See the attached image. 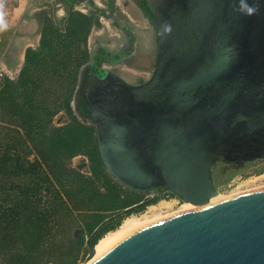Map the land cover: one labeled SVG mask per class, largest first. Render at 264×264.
<instances>
[{
	"label": "water",
	"instance_id": "1",
	"mask_svg": "<svg viewBox=\"0 0 264 264\" xmlns=\"http://www.w3.org/2000/svg\"><path fill=\"white\" fill-rule=\"evenodd\" d=\"M222 1L230 18L219 30L235 38L229 48L200 66L158 70L139 86L117 79L98 110L86 105L104 170L123 189L151 196L148 202L170 194L203 204L218 194V165L264 160V0H247L258 9L251 15L239 0ZM142 204L93 230L84 264H264V188L131 227L95 254L89 241L96 233Z\"/></svg>",
	"mask_w": 264,
	"mask_h": 264
},
{
	"label": "trees",
	"instance_id": "2",
	"mask_svg": "<svg viewBox=\"0 0 264 264\" xmlns=\"http://www.w3.org/2000/svg\"><path fill=\"white\" fill-rule=\"evenodd\" d=\"M52 29L46 28L36 49L25 51L17 79L6 78L0 89V113L6 115L5 123L0 120V175L28 180L17 186L12 199L7 195L0 207V255H8L3 259L7 264H40L38 259L44 264H75L86 237L103 220L139 203L141 197L121 193L120 189H126L108 176L99 160L92 128L71 116L70 84L82 55L78 57L74 45L63 43ZM60 111L69 115V122L51 126ZM0 118L4 120L3 115ZM30 155L35 156L33 161ZM79 155L88 160L89 176L69 167ZM144 207L125 215L140 213ZM73 211L85 217L83 227L63 254L50 258L55 252L52 233ZM121 220L104 225L89 246H95Z\"/></svg>",
	"mask_w": 264,
	"mask_h": 264
},
{
	"label": "flooded vegetation",
	"instance_id": "3",
	"mask_svg": "<svg viewBox=\"0 0 264 264\" xmlns=\"http://www.w3.org/2000/svg\"><path fill=\"white\" fill-rule=\"evenodd\" d=\"M223 2L212 0L207 7L206 0L45 1L44 9L36 14L41 29L39 41L46 28L52 26L63 43L71 42L75 54L82 55V63L70 84L71 116L91 127L94 136L90 123L95 116L87 111L86 105L98 110L100 100L115 94L117 79L129 86H139L158 70L184 63L200 66L215 50L225 44L229 48L234 34L226 28L219 30L230 18ZM59 115L65 117V124L69 122L66 112L60 111L55 117ZM87 161L86 158L78 167L88 166L89 170ZM237 169L218 165L214 178L222 179ZM150 197L141 196L142 205L146 207L167 198L180 201L170 194L148 202Z\"/></svg>",
	"mask_w": 264,
	"mask_h": 264
},
{
	"label": "rangeland",
	"instance_id": "4",
	"mask_svg": "<svg viewBox=\"0 0 264 264\" xmlns=\"http://www.w3.org/2000/svg\"><path fill=\"white\" fill-rule=\"evenodd\" d=\"M35 25H32V28ZM21 42L27 43V40L23 39ZM13 76L14 75H12V77ZM2 115L4 116V120L2 118H0V120L5 123L6 115L0 113V117ZM63 117L57 116L56 118L54 116L51 120V126L57 127V126L64 125ZM34 159H35L34 155L29 156L30 161H33ZM85 159L86 157L82 155L76 156L73 159H71L69 167L76 170V168L80 166L82 162H85ZM86 163L88 165V161ZM79 172L83 175L89 176L88 166L79 170ZM27 181L28 180H24L23 182L22 179L20 181L16 179L13 175L9 177L0 175V207L3 206L2 200L6 198L7 195L11 197L10 199H12L13 198L12 195L16 192L17 186L21 184H27ZM38 183H39V186H42L40 188L41 189L40 194L42 197H44L45 196L44 194L46 193V191L44 190V186L41 181H39ZM215 185L217 186L216 191L218 195L220 194L222 196L223 195L228 196L229 194H232V193L243 192L246 190H251L253 188L264 187V160L248 164L243 168L237 169L236 171L235 170L229 171L228 173L225 174L224 178L222 179L215 177ZM120 190L122 194L123 192H125V195L126 194L128 195L131 193L128 190H122V189ZM183 204L184 203L177 201L176 199H173V198L160 199L155 204L146 206L143 209V211H141L140 213L130 214L127 216L124 214L123 216H121L122 220L120 221V224L118 225V227H116L114 230H111L103 234V236L98 240L97 244L99 243L101 239L106 238L110 234H113L114 232H116V230L117 231L120 230V227L121 226L123 227L127 222H132L133 220H135V222H138L139 220H140L139 222H143L147 218L151 219L155 216H165L166 214H170L172 212L177 211ZM84 218L85 217H83V215H78L75 211H73L72 214L68 215L67 218H64V221L61 223L62 227H60V229L52 233L53 236L51 237L52 239L51 248L55 252L51 253L50 258L54 259L55 257H58L60 254H63V252H65L66 246H68L70 240L72 238H75L79 232V229L83 227L82 224H83ZM87 238L88 237H86V239ZM95 246H93L92 248H95ZM88 255H89V252H88L87 246L85 245V247H83L76 254L77 259H76L75 264H84ZM7 257H8L7 254L0 255V264H7L3 261V259ZM39 260H42L40 264H44L43 259H38V261Z\"/></svg>",
	"mask_w": 264,
	"mask_h": 264
},
{
	"label": "crops",
	"instance_id": "5",
	"mask_svg": "<svg viewBox=\"0 0 264 264\" xmlns=\"http://www.w3.org/2000/svg\"><path fill=\"white\" fill-rule=\"evenodd\" d=\"M45 1L50 0H0V66L7 72L4 80L15 81L23 66L25 51L39 46L41 29L36 23V14L44 9ZM32 25L35 26L32 28ZM23 39L27 43L21 42Z\"/></svg>",
	"mask_w": 264,
	"mask_h": 264
},
{
	"label": "bare ground",
	"instance_id": "6",
	"mask_svg": "<svg viewBox=\"0 0 264 264\" xmlns=\"http://www.w3.org/2000/svg\"><path fill=\"white\" fill-rule=\"evenodd\" d=\"M57 118V117H56ZM264 187H258V188H253L251 190H246V191H243V192H237V193H232V194H229L228 196H222V195H216L214 197H212L210 200H208L207 202L203 203V204H195V205H192V204H189V203H184L177 211L175 212H172L170 214H173V213H176V212H181V211H185V210H190V209H195V208H199V207H203V206H206V205H209V204H212V203H215V202H218V201H221V200H224V199H227V198H230V197H233V196H236V195H239V194H242V193H245V192H249V191H253V190H257V189H262ZM170 214H166L165 216L167 215H170ZM165 216H155L151 219H146L144 220L143 222H135V220H133L132 222H127L122 228L120 227V230H116V232H114L113 234H110L108 235L106 238H103L99 241V243L95 246L94 248V251H95V254H97V252L106 244L108 243L110 240H112L115 236H117L118 234H120L121 232H123L124 230H127L131 227H134V226H138V225H142V224H145V223H148V222H151V221H154V220H157V219H160L162 217H165Z\"/></svg>",
	"mask_w": 264,
	"mask_h": 264
},
{
	"label": "clouds",
	"instance_id": "7",
	"mask_svg": "<svg viewBox=\"0 0 264 264\" xmlns=\"http://www.w3.org/2000/svg\"><path fill=\"white\" fill-rule=\"evenodd\" d=\"M239 5H240V11L244 12L245 14L251 15L255 13L258 9L251 6L247 0H239Z\"/></svg>",
	"mask_w": 264,
	"mask_h": 264
},
{
	"label": "built area",
	"instance_id": "8",
	"mask_svg": "<svg viewBox=\"0 0 264 264\" xmlns=\"http://www.w3.org/2000/svg\"><path fill=\"white\" fill-rule=\"evenodd\" d=\"M5 75H7V72L0 66V87L2 86Z\"/></svg>",
	"mask_w": 264,
	"mask_h": 264
}]
</instances>
